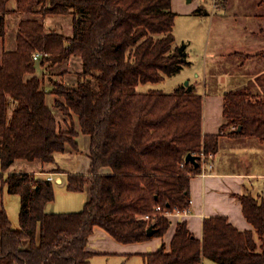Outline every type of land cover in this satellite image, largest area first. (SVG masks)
Wrapping results in <instances>:
<instances>
[{"label": "trees", "instance_id": "trees-1", "mask_svg": "<svg viewBox=\"0 0 264 264\" xmlns=\"http://www.w3.org/2000/svg\"><path fill=\"white\" fill-rule=\"evenodd\" d=\"M10 12L24 17L16 47L4 50L0 63V171L21 207L18 229L0 211V264H89L96 227L125 244L163 237L172 222L156 207L191 205V179L202 172L203 155L218 152L222 137L264 143V84L224 93V123L216 135L203 132L204 95L193 86L138 90L191 64L187 45L175 44L172 0H0L2 38ZM195 14L207 15L203 4ZM57 15L71 17L72 35L47 30L44 18ZM74 57L82 69L73 85L55 83L48 91L37 62L47 68ZM49 93L71 121L68 130L48 105ZM81 135L90 136V172L66 179L69 191L89 188L81 211H47L56 199V183L47 178L4 175L16 160L55 165L59 153L82 154ZM189 153L199 157L197 166L186 162ZM53 172L67 173L59 165ZM240 199L255 231L215 216L204 219L198 239L179 221L170 249L163 243L144 255L145 264H264V198L248 193Z\"/></svg>", "mask_w": 264, "mask_h": 264}, {"label": "crops", "instance_id": "crops-1", "mask_svg": "<svg viewBox=\"0 0 264 264\" xmlns=\"http://www.w3.org/2000/svg\"><path fill=\"white\" fill-rule=\"evenodd\" d=\"M207 1L208 0H176L175 2L174 0H172V8L177 15V12H183L186 15L195 16V10L203 4L207 12L206 17L210 19L209 21L211 23L214 22L218 26L225 24L226 26L224 27H226V30L230 29L229 39L234 43L233 47L229 49V52H224L221 54L216 52L207 53L206 56H209V59H211V65H217L218 62L222 63V59L225 60V57L229 55L231 56L233 54L236 55V53L240 54L236 55V59L238 61L241 60V57L243 56L242 54H249V50L255 49L254 47H252V40L248 37L250 33H253L255 31H253V29H251L250 31L249 26H256L258 27V32L264 33V0H222L219 10H214L211 5L209 8H206L205 4H207ZM184 2H187V5ZM189 2L193 5H188ZM246 10H250L253 15ZM14 13L20 16L19 20L17 19L18 23L15 32L17 36L18 24L24 17V15L18 12H13V14ZM11 14L12 12H10L7 16L6 27L9 16ZM240 17L252 19L251 21H247V25H243L236 21ZM230 19L235 21L229 24L230 22L228 23V21ZM44 24L49 31L56 30L67 35H72V22L71 17L69 16H47L44 18ZM5 38L6 35L4 38H2V53L0 63L2 61V55L5 50ZM247 39H249L251 46L241 47ZM11 48L14 49V47ZM252 60L254 59H247V61L249 62ZM190 61L191 64L190 66H187V68H190L192 70V74H185V76L182 78V83L180 84H183V82L187 80L185 86H193L194 90L197 93L204 95L203 132L205 135H216L220 132L221 126L224 123V93L230 89H244L249 85L261 86L260 84H264V69H259L256 73L252 74H245L244 72L237 73L238 68L234 71V65H236V63L233 62L231 67L226 72H220L219 75L212 77L213 74L211 75V73L213 71L211 70V67L206 66V68L199 71L197 70V66L195 64L196 62L192 60ZM242 63L243 61L240 63V65ZM253 64H255V61L252 62V65L251 63H249V69L253 68ZM256 70L257 69H255V71ZM201 78L203 81L201 80ZM202 86L204 88L203 91ZM226 138H229L231 140L238 139L226 136L222 137L220 148L216 153L215 159L213 161V169L210 170L203 165L202 172L191 179V214L189 216L183 219L173 218L171 220V227L163 237H156L144 242L130 244L121 243L113 238L104 229L96 227L93 234L90 236L88 244V250L93 253L89 264H92V261L94 259L105 258L106 256L124 257L125 259L135 256L136 258H141L143 260V264H145L144 255L157 251L163 243H165L167 248L170 249V245L179 221L186 222L190 232L198 239L202 238L204 219L215 216H226L229 222L241 231H255L254 227L244 216L243 205L240 197L244 194L250 193L254 197L264 198V171H258L254 173L228 168L230 165V158H233V154H239L240 152L239 150H235L234 148L229 149L231 152H229L228 149L223 148V142ZM83 139L85 141L84 156H82L81 154L67 152V155H69L70 157H75L76 159L77 167L74 172H68L63 167H61L67 173H55L53 172L54 168H56L54 164H45L40 160H16L9 168V172L5 173L4 175L6 176L8 173L34 174L42 178H47L48 176L52 175L56 179L55 183H58L61 186L67 188L66 179L68 173L89 174L90 172L91 160L88 156L90 136L84 135ZM108 173H110V170L103 171V174ZM5 189L7 190L6 186L3 184V178L1 177L0 171V211L4 209L3 195ZM69 192L79 193L80 196L79 198H77L78 200H75L76 204H67V208L70 209H62L66 211H62L59 213L76 212L67 210H79L78 206L79 208H81L83 202L85 206V204L89 200L88 187L84 192ZM67 199L73 200V197ZM50 204L51 203L46 206L47 211L57 212L55 211L57 210L55 208L51 211L49 210Z\"/></svg>", "mask_w": 264, "mask_h": 264}, {"label": "rangeland", "instance_id": "rangeland-1", "mask_svg": "<svg viewBox=\"0 0 264 264\" xmlns=\"http://www.w3.org/2000/svg\"><path fill=\"white\" fill-rule=\"evenodd\" d=\"M176 2V0H174ZM187 5V2H184ZM222 0H208L207 4H205L206 8H209L210 5L214 10H219L221 6ZM14 5V3H12ZM176 4V3H175ZM12 5V6H13ZM188 5H193L189 2ZM208 6V7H207ZM250 14V10H246ZM178 15L175 19V28H174V35L176 38V45H187V52L189 55V59L196 62L197 70L201 71L202 69L207 67H211V70L213 71L211 75L212 77H215L219 75V73L226 72L233 62L236 63L234 71L237 70V73L244 72L247 73H256L259 69H264V33L258 32V27L249 26V30L253 29V32L248 35V37L252 40V47L255 49L249 50L250 53H244L241 57V60L236 59V55L233 56H227L225 57V60L222 59L221 62H218L217 65H211V59H209V56H206L207 53L210 52H216V53H224L229 52V49L233 47L234 43L229 39L230 29L226 30L225 24L223 25H216V23H211L206 16L202 15H195L190 16L186 15L183 12H177ZM253 15V14H252ZM20 16L16 13L9 16V20L7 22L6 27V38H5V50H13L11 47H16V28L17 23ZM18 19V20H17ZM252 19V18H251ZM251 19L249 18H239L236 20L238 23L247 25V21ZM235 20L230 19L228 21L229 24L231 22H234ZM15 37V38H14ZM254 42V44H253ZM2 36H0V58L2 53ZM13 45V46H11ZM250 41L247 39L245 43L241 47H250ZM243 49V48H242ZM254 59L252 61H247V59ZM224 60V62H223ZM243 61V63L240 65V63ZM255 61V64H253V68L249 69V63ZM207 64V65H206ZM239 65V66H237ZM240 67V68H239ZM81 61L78 58H71L69 61H67L64 64H57L52 65L51 62L47 63L46 66H42L39 62H37V75L40 78H43L45 73V85L47 87V90H54L55 83H63L66 85H73V83L76 81V73L81 71ZM255 69H257L255 71ZM185 74H192V70L190 68H183V70L172 77H166L164 81L160 83H148L145 85H140L139 90L143 92H147L150 90H160L165 93H172L174 92L179 86L185 85L187 80L182 83V78L185 76ZM203 78V76H202ZM201 78V80H202ZM203 81V80H202ZM201 81V82H202ZM180 84V85H179ZM204 90L202 86V91ZM57 96L53 93H49L47 96V102L49 106L53 109L60 127L63 130H68L69 125L71 121L68 119V117L62 113L59 109L54 107V102L56 100ZM12 110V109H11ZM76 122V118H75ZM84 135L80 136V139H78L80 142V148L82 151V156H84ZM223 148L230 149L234 148L235 150H239V154H233V158L231 160L230 158V165L228 168H232L233 170L238 171H244V172H263L264 171V143H260L259 140L254 138H239L235 140H231L229 138H226L223 142ZM229 152H231L229 150ZM227 152V153H229ZM71 153H73L71 151ZM68 153H61L56 155V161L57 164L55 166L60 165L68 172H74L76 170V159L75 157H70L67 155ZM229 155V154H228ZM88 157V156H87ZM87 161V160H86ZM54 168V167H53ZM59 176V175H57ZM55 191H56V199L54 202H52L49 206V210H53L54 208L57 209L55 211L62 212L66 210L62 209H70L67 208V204H76L75 200H78L79 193H70L67 188L64 186H61L60 184H55ZM67 192V193H66ZM69 194V195H68ZM74 194V195H73ZM73 197V200H68L67 198ZM72 201V202H69ZM3 208L7 212V215L12 223L13 228L18 229L20 227L19 222V209H20V197L18 195L9 194L7 190H4L3 195ZM81 207V206H80ZM84 208V202L81 208L78 209L81 210ZM79 210H67V211H79ZM92 264H143V260L141 258H136L135 256L124 258V257H115V256H109L105 258H98L94 259L92 261ZM205 264H216L210 261H206Z\"/></svg>", "mask_w": 264, "mask_h": 264}, {"label": "built area", "instance_id": "built-area-1", "mask_svg": "<svg viewBox=\"0 0 264 264\" xmlns=\"http://www.w3.org/2000/svg\"><path fill=\"white\" fill-rule=\"evenodd\" d=\"M40 58H41L40 53H36L34 55L35 60H39ZM215 156H216V154H214V153H209L208 155H203V165L210 170L213 169V167H214L213 161L215 159ZM47 179L49 181H53V182L56 181V179L52 175L48 176ZM190 206L183 208V209L175 207L173 210H164L161 206H157L156 211L161 212L162 215H164L166 218H168L170 220H172L173 218L183 219V218H185L191 214ZM144 218L148 221L151 220L150 215H146Z\"/></svg>", "mask_w": 264, "mask_h": 264}, {"label": "water", "instance_id": "water-1", "mask_svg": "<svg viewBox=\"0 0 264 264\" xmlns=\"http://www.w3.org/2000/svg\"><path fill=\"white\" fill-rule=\"evenodd\" d=\"M190 1V0H189ZM198 160H199V157L192 154V153H189L187 156H186V162L187 163H191V164H194V165H198ZM147 234L150 236L153 234V227H149L148 230H147Z\"/></svg>", "mask_w": 264, "mask_h": 264}]
</instances>
